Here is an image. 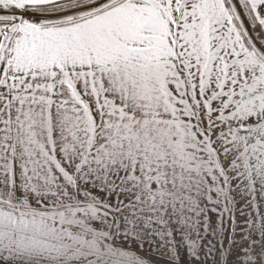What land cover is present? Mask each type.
I'll return each mask as SVG.
<instances>
[{"label": "snow or ice", "instance_id": "6c2138e0", "mask_svg": "<svg viewBox=\"0 0 264 264\" xmlns=\"http://www.w3.org/2000/svg\"><path fill=\"white\" fill-rule=\"evenodd\" d=\"M0 264H264V0H0Z\"/></svg>", "mask_w": 264, "mask_h": 264}]
</instances>
